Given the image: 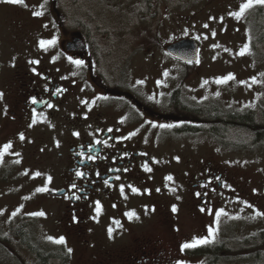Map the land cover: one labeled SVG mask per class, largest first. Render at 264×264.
<instances>
[{
    "label": "flooded vegetation",
    "instance_id": "1",
    "mask_svg": "<svg viewBox=\"0 0 264 264\" xmlns=\"http://www.w3.org/2000/svg\"><path fill=\"white\" fill-rule=\"evenodd\" d=\"M255 6L258 10L261 5ZM50 12L60 40L53 51L45 48L46 59L37 66L25 70V64H19L11 71L14 94L0 115V139L28 138L34 121L43 119H58L61 135L56 139H63L56 155L57 183L40 197L57 213L55 248L47 251L40 247L38 232L32 229L33 216L20 222L27 237L23 249L31 264L38 253L58 260V264H81L83 258L77 255L81 248L88 255L83 264H207V249L211 248H221L216 264H239L237 258L226 261L224 257L231 252L238 256L242 250L255 251L261 232L246 237L244 243L239 231L231 233L232 240L226 237L219 217L224 205L215 198L223 191L225 180L210 162H202L196 173H187L191 166L186 163L181 187L171 190L173 186H166L170 190L163 188L159 201L138 200L142 204L130 206L129 200H120L133 189L137 195L148 191L149 178L158 171L155 154L147 151L145 139L168 138L145 135L142 127L146 121L164 122L186 133L198 130L218 139L209 132V122L194 113V109L210 106L201 102L195 106L193 98L179 89L152 88L151 81L149 87L140 89L138 77L129 76L127 71L124 74L129 67V50L116 58L118 41L111 39L110 31L107 37L103 36L106 32L100 33L101 45L95 48L79 27L68 32L63 17H56L54 8ZM144 12L155 15L157 6L155 12ZM73 38L81 39L82 50L67 48ZM182 67L190 69L192 65ZM60 70L66 73L61 76ZM74 102L72 111L65 109ZM226 136L218 141L223 142ZM186 244L194 246L185 248Z\"/></svg>",
    "mask_w": 264,
    "mask_h": 264
},
{
    "label": "rangeland",
    "instance_id": "2",
    "mask_svg": "<svg viewBox=\"0 0 264 264\" xmlns=\"http://www.w3.org/2000/svg\"><path fill=\"white\" fill-rule=\"evenodd\" d=\"M145 1L78 0L79 7L70 10L57 0L56 7L68 32L77 27L71 20L87 15L93 26L99 27V33L106 32L103 36L110 31L111 39L118 41L116 58L129 50V67L124 74L127 71L129 76L138 77L140 89L149 87L151 81L152 88L181 90L193 98L195 106L201 102L223 113L264 111V6L256 9L258 15L254 6L237 18L247 0L161 1L156 14L146 16ZM51 7L49 0H0V115L14 94L11 71L19 64H25V70L37 66L46 59L45 48L53 51L60 40L57 25L48 15ZM182 38H192L199 44V59L190 69H184L164 52L165 45ZM102 48L107 49L105 45ZM245 48L248 51L240 55ZM60 73L62 76L66 71ZM74 106L75 102L65 109L72 111ZM146 122L142 127L145 135L168 138L145 139L147 151L155 154L158 171L149 178L148 191L140 195L130 192L120 200H129L130 206L142 204L138 200L159 201L166 186H173L171 190L181 187L186 163L191 166L186 172L196 173L202 162H210L225 180L223 191L215 198L224 205L219 217L226 237L232 240L231 233L239 231L244 243L246 237L262 232L264 143L251 145V133L234 129H229L226 139L220 142L202 131L192 134L175 131L174 126L171 129L164 122ZM59 129L58 119H43L34 121L28 138L0 139V264H31L23 249L25 244L12 235L20 222L32 220L31 216L40 247L47 251L55 248L53 238L57 234L53 226L57 213L40 198L44 194L40 189L57 183L56 155L63 140L56 139L61 135ZM77 255L83 258L81 264L87 260L83 248ZM249 256L241 251L239 264H251Z\"/></svg>",
    "mask_w": 264,
    "mask_h": 264
},
{
    "label": "trees",
    "instance_id": "3",
    "mask_svg": "<svg viewBox=\"0 0 264 264\" xmlns=\"http://www.w3.org/2000/svg\"><path fill=\"white\" fill-rule=\"evenodd\" d=\"M61 4L63 6H66L67 8L71 7L70 10L77 9L79 7L78 0H60ZM74 2V4H72ZM157 0H146L145 1V11H152L155 12V8L157 6ZM154 6V7H153ZM65 7V8H66ZM141 14V13H139ZM138 18L140 15L137 16ZM81 17H77L75 20H71L72 24H75L80 31L86 36L89 43L95 48H98L99 44L101 45V34L99 33L98 26H93V21L90 16L87 15V18L83 19ZM194 113L196 114V117L208 121L209 122V132L214 134L218 140H222L224 137V134H226L229 129H237L240 130L242 128V132L245 130V132H249L252 135L251 145H258L261 143H264V111L261 112H247L243 114H239L236 112H227L223 113L217 110L216 107L210 106L207 109L206 108H198L194 109ZM255 113V114H254ZM254 132V133H252ZM254 142V143H253ZM13 237L18 239L20 243H27V237H26V230L25 227L19 226L17 227L13 233ZM264 232H261L259 235H257V245L255 248V251H252L249 257L247 259H250L253 264H264ZM233 250V246L230 247ZM221 248H211L207 249L209 252V259L207 264H216L217 261H219V257L217 256V252L221 251ZM244 251V250H242ZM239 258L237 255H234V252H231L230 254H226L224 259L226 261L230 259ZM238 260V259H237ZM250 262V263H251ZM251 263V264H252ZM34 264H58V260H52L48 259V256L43 253H38L35 256V262Z\"/></svg>",
    "mask_w": 264,
    "mask_h": 264
},
{
    "label": "water",
    "instance_id": "4",
    "mask_svg": "<svg viewBox=\"0 0 264 264\" xmlns=\"http://www.w3.org/2000/svg\"><path fill=\"white\" fill-rule=\"evenodd\" d=\"M67 45L68 47H73L74 49H77L79 45L81 48L83 47L78 38H75L73 42ZM166 51L176 60L181 61L184 64H191L197 60L198 45L196 41L192 39H182L166 46Z\"/></svg>",
    "mask_w": 264,
    "mask_h": 264
},
{
    "label": "snow or ice",
    "instance_id": "5",
    "mask_svg": "<svg viewBox=\"0 0 264 264\" xmlns=\"http://www.w3.org/2000/svg\"><path fill=\"white\" fill-rule=\"evenodd\" d=\"M6 2H8V3H21L22 0H6ZM257 4H259V5H261V6H264V0H247V3H244V4L241 6V8H240L239 13L236 14L237 18L242 17L248 9L254 7V6L257 5ZM43 46H44V45L42 44V47H43ZM247 51H248V50L245 48V49H244L243 51H241L239 54H240V55H244ZM232 78H233V77H229V79H232ZM33 103H35V101H33ZM146 170H149V171H150V169H146ZM170 179H171V177H169V180H170ZM40 191H47V189H40ZM121 191H123V189H122ZM135 191H136V190L133 189V192H135ZM173 211H175V209H173ZM41 215H43V214L41 213ZM109 235H110V238H111V230H109ZM58 242H59V243H63L64 241H63V240H60V241H58ZM206 242H207V241H197L196 244H202V243H206ZM193 246H194V245H192V244H186L184 247H185V248H189V247H193Z\"/></svg>",
    "mask_w": 264,
    "mask_h": 264
}]
</instances>
